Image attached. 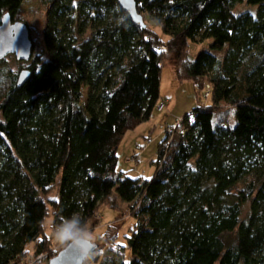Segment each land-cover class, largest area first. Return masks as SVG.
<instances>
[{"label": "trees", "instance_id": "1", "mask_svg": "<svg viewBox=\"0 0 264 264\" xmlns=\"http://www.w3.org/2000/svg\"><path fill=\"white\" fill-rule=\"evenodd\" d=\"M45 1L29 79L0 61V264L51 261L50 220L78 232L117 200L135 224L122 244L109 226L93 264H264V0H134L143 25L119 0ZM23 2L0 0V26ZM181 37L212 40L178 73L198 106L165 130L152 178L119 173L125 136L167 104L162 47Z\"/></svg>", "mask_w": 264, "mask_h": 264}, {"label": "rangeland", "instance_id": "2", "mask_svg": "<svg viewBox=\"0 0 264 264\" xmlns=\"http://www.w3.org/2000/svg\"><path fill=\"white\" fill-rule=\"evenodd\" d=\"M46 8L45 0H24L20 14L17 16L18 20L29 26L31 40L34 45L33 56L41 54L43 50ZM240 11L255 13L257 8L243 4L237 6V10H235L236 13ZM154 30L162 36L159 28H154ZM162 38L165 43L169 41L167 36H162ZM211 44L212 40L210 39L202 42H192L185 37H181L175 42L174 48L170 52L167 47L163 48L164 51H167V60L161 74L160 95L162 101H167L166 108L162 112L156 109L149 122L142 124L135 131L129 132L125 136L118 151L117 171L119 173H127L135 179L148 180L152 178L155 172L154 162L157 159L158 146L165 136V130L174 128L184 116L190 114L198 106L197 87L187 80L179 79L178 73L182 74L184 65L188 61L196 59L199 53L209 51ZM6 59L13 74L26 70L21 68L29 63L17 61L14 55L8 56ZM208 87L207 85L203 90L205 97L208 96ZM203 102L207 104L208 100L203 98ZM223 109L229 111L228 119L233 122V109L229 107ZM111 201L113 202L114 199ZM115 204L118 210L111 209L107 203L101 206L97 216L87 227L96 245H98V249L106 246V242L103 239L100 240L99 237H104L103 235L109 226L108 234L118 233V243L122 244L124 235L135 224V221L129 215L128 205L118 200ZM51 224L52 220L49 221L50 231L48 233L52 235L53 254L51 256L53 255V259L63 250L55 238V230L52 229ZM126 255L128 258V252H126ZM28 260L30 264H49L50 262L47 255L38 259H34L32 255L29 256Z\"/></svg>", "mask_w": 264, "mask_h": 264}, {"label": "water", "instance_id": "3", "mask_svg": "<svg viewBox=\"0 0 264 264\" xmlns=\"http://www.w3.org/2000/svg\"><path fill=\"white\" fill-rule=\"evenodd\" d=\"M121 6L130 13L135 23L143 25L142 18L137 13L134 0H119ZM34 45L31 40L29 26L20 20L13 21L9 14L5 15L0 26V61L14 55L19 62H30L33 57ZM29 70L21 71L19 84H24L30 77ZM98 249V245H96ZM49 264H81V259L75 252L67 249L60 252Z\"/></svg>", "mask_w": 264, "mask_h": 264}, {"label": "clouds", "instance_id": "4", "mask_svg": "<svg viewBox=\"0 0 264 264\" xmlns=\"http://www.w3.org/2000/svg\"><path fill=\"white\" fill-rule=\"evenodd\" d=\"M55 238L58 241L61 249H67L69 252H75L81 259V264H92L97 248L93 236L86 226L78 232L69 229H57Z\"/></svg>", "mask_w": 264, "mask_h": 264}, {"label": "built area", "instance_id": "5", "mask_svg": "<svg viewBox=\"0 0 264 264\" xmlns=\"http://www.w3.org/2000/svg\"><path fill=\"white\" fill-rule=\"evenodd\" d=\"M162 48H164V47H162ZM209 88V87H208ZM207 95H208V93H207ZM165 107H166V105H165V103H161L160 105H159V107H158V111L159 112H162L164 109H165ZM52 229H54L55 231L58 229V228H54L53 226H52Z\"/></svg>", "mask_w": 264, "mask_h": 264}]
</instances>
